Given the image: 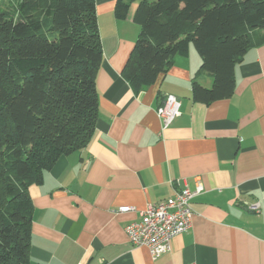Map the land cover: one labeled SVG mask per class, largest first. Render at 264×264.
Returning a JSON list of instances; mask_svg holds the SVG:
<instances>
[{
    "label": "crops",
    "instance_id": "0c3cea01",
    "mask_svg": "<svg viewBox=\"0 0 264 264\" xmlns=\"http://www.w3.org/2000/svg\"><path fill=\"white\" fill-rule=\"evenodd\" d=\"M115 1L95 5L102 61L92 136L27 189V264H264V44L236 65L229 98L193 99L192 81L210 87L212 78L192 44L134 91L122 69L139 32L136 0L124 17ZM169 94L180 99L179 114L162 127L156 109ZM198 183L191 226L167 253L154 256L128 241L124 226L148 203Z\"/></svg>",
    "mask_w": 264,
    "mask_h": 264
},
{
    "label": "trees",
    "instance_id": "16d2710c",
    "mask_svg": "<svg viewBox=\"0 0 264 264\" xmlns=\"http://www.w3.org/2000/svg\"><path fill=\"white\" fill-rule=\"evenodd\" d=\"M97 0H8L0 5V264H27V189L61 154L87 145L97 116L102 61ZM131 0H116L126 16ZM139 32L122 69L138 91L192 44L210 87L195 101L229 98L234 70L264 44V0H136Z\"/></svg>",
    "mask_w": 264,
    "mask_h": 264
},
{
    "label": "built area",
    "instance_id": "2783aa9c",
    "mask_svg": "<svg viewBox=\"0 0 264 264\" xmlns=\"http://www.w3.org/2000/svg\"><path fill=\"white\" fill-rule=\"evenodd\" d=\"M180 99L169 94L156 109L162 127L168 126L179 114ZM202 191L198 183L191 190L187 186L174 191L168 198L157 203H148L139 212L140 218L124 226L128 241L133 246H145L154 256H160L170 250V241L176 235L187 231L191 226L193 210L191 201ZM131 207L122 206L120 211H128ZM257 210L258 204L251 206ZM77 264H85L78 262Z\"/></svg>",
    "mask_w": 264,
    "mask_h": 264
}]
</instances>
